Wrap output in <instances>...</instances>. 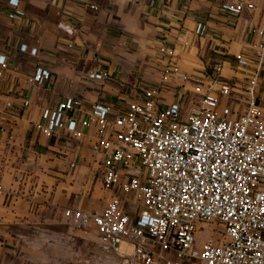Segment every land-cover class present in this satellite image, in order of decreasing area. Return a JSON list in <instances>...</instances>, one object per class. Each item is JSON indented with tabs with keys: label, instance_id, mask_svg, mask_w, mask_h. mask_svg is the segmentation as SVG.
<instances>
[{
	"label": "crops",
	"instance_id": "crops-1",
	"mask_svg": "<svg viewBox=\"0 0 264 264\" xmlns=\"http://www.w3.org/2000/svg\"><path fill=\"white\" fill-rule=\"evenodd\" d=\"M238 1L20 0L26 17L10 20L8 0H0V53L8 59L0 78V122L7 127L0 132V186L9 194L0 203V264L54 258L63 238L84 237L63 209L100 213L114 193L102 184L104 155L91 147L97 125L82 127L81 137H49L37 128L43 110L81 98L84 110L69 113L80 121L93 103L126 110L150 88L165 106L185 89L193 96L218 64L222 80L243 90L250 71L238 67L237 57L255 62L264 0H246L254 8L240 15L222 8ZM199 23L208 26L205 36L196 33ZM22 44L38 48V55L21 52ZM39 64L52 71L42 87L31 82ZM89 72L105 78L90 80ZM258 96L264 102V70Z\"/></svg>",
	"mask_w": 264,
	"mask_h": 264
},
{
	"label": "built area",
	"instance_id": "built-area-1",
	"mask_svg": "<svg viewBox=\"0 0 264 264\" xmlns=\"http://www.w3.org/2000/svg\"><path fill=\"white\" fill-rule=\"evenodd\" d=\"M222 8L240 15L254 4L240 0ZM7 16L26 17L20 0H8ZM207 31L206 23L198 24L199 36ZM255 50V62L237 57L238 67L250 71L241 91L222 80L218 64L193 96L185 89L165 106L158 90L150 88L126 110L93 103L80 121L69 113L84 110L81 98L44 109L37 128L49 137L77 138L82 127L97 125L91 147L104 155L102 184L114 192L100 213L64 208L67 222L83 234L94 229L106 252L130 264H264V102L258 96L264 32ZM20 51L38 55V48L26 44ZM7 69V56L0 53V78ZM87 78L103 80L105 74L89 72ZM51 79V69L39 64L31 82L42 87ZM6 129L1 121L0 132ZM8 195L0 186V203ZM209 223L219 224L224 233L197 246L199 230Z\"/></svg>",
	"mask_w": 264,
	"mask_h": 264
},
{
	"label": "rangeland",
	"instance_id": "rangeland-1",
	"mask_svg": "<svg viewBox=\"0 0 264 264\" xmlns=\"http://www.w3.org/2000/svg\"><path fill=\"white\" fill-rule=\"evenodd\" d=\"M73 229H75L73 227ZM77 230V229H75ZM224 233L223 227L217 223H209L203 226L197 234V246H200L208 239H220ZM62 239L59 249H53L54 258L46 260L42 264H130L125 258L115 253H108L104 250L95 230L88 234ZM60 254V257L57 254ZM183 264H207L201 260L183 262Z\"/></svg>",
	"mask_w": 264,
	"mask_h": 264
}]
</instances>
